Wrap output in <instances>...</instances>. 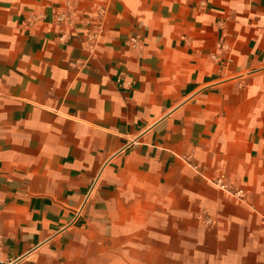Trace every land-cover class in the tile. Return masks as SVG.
Listing matches in <instances>:
<instances>
[{"label": "crops", "instance_id": "crops-1", "mask_svg": "<svg viewBox=\"0 0 264 264\" xmlns=\"http://www.w3.org/2000/svg\"><path fill=\"white\" fill-rule=\"evenodd\" d=\"M263 212L264 0H0V264H264Z\"/></svg>", "mask_w": 264, "mask_h": 264}, {"label": "built area", "instance_id": "built-area-1", "mask_svg": "<svg viewBox=\"0 0 264 264\" xmlns=\"http://www.w3.org/2000/svg\"><path fill=\"white\" fill-rule=\"evenodd\" d=\"M131 43H132L133 46H136L138 42L135 39H133ZM225 180H226V176L221 174L217 178L212 180V184H214L221 191L226 192L227 194H229L236 201L244 202V200L246 198V194H245L244 190H242V189H237V190L229 189L227 184H226V182H225ZM262 219L264 221V212L262 214ZM205 224L209 225V224H211V221L210 220H206Z\"/></svg>", "mask_w": 264, "mask_h": 264}]
</instances>
